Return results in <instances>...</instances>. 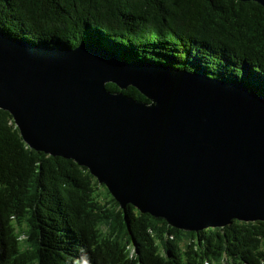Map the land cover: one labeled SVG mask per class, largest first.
I'll use <instances>...</instances> for the list:
<instances>
[{
	"label": "trees",
	"instance_id": "1",
	"mask_svg": "<svg viewBox=\"0 0 264 264\" xmlns=\"http://www.w3.org/2000/svg\"><path fill=\"white\" fill-rule=\"evenodd\" d=\"M0 32L52 50L91 43L264 97V9L251 1L0 0ZM0 264H264V222L193 233L121 209L86 168L30 149L0 109Z\"/></svg>",
	"mask_w": 264,
	"mask_h": 264
},
{
	"label": "water",
	"instance_id": "2",
	"mask_svg": "<svg viewBox=\"0 0 264 264\" xmlns=\"http://www.w3.org/2000/svg\"><path fill=\"white\" fill-rule=\"evenodd\" d=\"M0 109L30 149L86 168L121 209L193 233L264 222V97L240 85L0 32Z\"/></svg>",
	"mask_w": 264,
	"mask_h": 264
}]
</instances>
